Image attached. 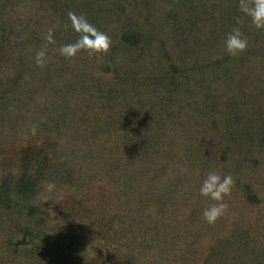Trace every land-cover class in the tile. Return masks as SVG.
Returning a JSON list of instances; mask_svg holds the SVG:
<instances>
[{
	"label": "trees",
	"instance_id": "trees-1",
	"mask_svg": "<svg viewBox=\"0 0 264 264\" xmlns=\"http://www.w3.org/2000/svg\"><path fill=\"white\" fill-rule=\"evenodd\" d=\"M70 11L107 54L60 55ZM210 169L235 182L215 224ZM0 264H264V31L239 0H0Z\"/></svg>",
	"mask_w": 264,
	"mask_h": 264
},
{
	"label": "clouds",
	"instance_id": "clouds-1",
	"mask_svg": "<svg viewBox=\"0 0 264 264\" xmlns=\"http://www.w3.org/2000/svg\"><path fill=\"white\" fill-rule=\"evenodd\" d=\"M239 12L243 17L250 19L252 25L257 30L264 31V0H239ZM72 21V29L77 33V39L73 43L62 44L59 46L60 55L65 58H74L78 53L86 51L89 56L107 54L111 48V38L103 31L91 24L83 16H77L75 12L68 13ZM244 20L238 16L235 19V26L227 33L223 47L226 53L232 57H238L247 51L249 42L242 30ZM46 45L35 54L37 66L43 68L47 64V45L55 44L53 29L48 30L45 37ZM35 134L36 129H32ZM183 171H187L184 169ZM235 182L231 174H221L219 171L210 169L202 179L199 194L210 201L202 213L203 218L209 224H215L221 219L229 205L226 197L230 196Z\"/></svg>",
	"mask_w": 264,
	"mask_h": 264
},
{
	"label": "rangeland",
	"instance_id": "rangeland-1",
	"mask_svg": "<svg viewBox=\"0 0 264 264\" xmlns=\"http://www.w3.org/2000/svg\"><path fill=\"white\" fill-rule=\"evenodd\" d=\"M10 151H11V154H12V152H14V151H12V149H10ZM238 212H235L234 214H232V215H236ZM237 220H238V218L236 219V220H234L235 222H237Z\"/></svg>",
	"mask_w": 264,
	"mask_h": 264
}]
</instances>
